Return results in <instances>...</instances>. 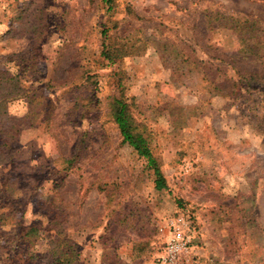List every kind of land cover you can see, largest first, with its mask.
Here are the masks:
<instances>
[{
    "label": "rangeland",
    "instance_id": "rangeland-1",
    "mask_svg": "<svg viewBox=\"0 0 264 264\" xmlns=\"http://www.w3.org/2000/svg\"><path fill=\"white\" fill-rule=\"evenodd\" d=\"M105 29L126 52L111 64ZM0 77L27 96L10 117L34 118L0 147V264H48L27 253L52 240L73 264H159L179 215L184 264H264V0H0ZM120 96L166 190L122 143Z\"/></svg>",
    "mask_w": 264,
    "mask_h": 264
},
{
    "label": "trees",
    "instance_id": "trees-1",
    "mask_svg": "<svg viewBox=\"0 0 264 264\" xmlns=\"http://www.w3.org/2000/svg\"><path fill=\"white\" fill-rule=\"evenodd\" d=\"M107 10L111 11L114 0H101ZM238 27V26H237ZM102 35V51L101 56L109 64L114 63L115 60L126 56L123 46L115 47L108 41V30H103ZM255 49L246 47L245 52L254 55ZM87 77H92L87 75ZM26 98L24 90L18 86L17 80H8L0 77V135L3 138V144L0 147L6 146L10 140H13L15 133L24 127V122L27 120L33 124L34 118L31 117L33 112H27L23 118L10 117L7 111V103L11 100ZM131 105L127 103L123 96L114 97L110 102V114L118 129L122 143L128 145L136 155L143 160L145 168L151 173L153 177L154 188L157 191L167 189L166 179L160 169L157 158L151 148V138L147 134L145 126L137 123L131 111ZM73 160L67 161L72 164ZM5 214H0V220L5 218ZM4 224V223H3ZM16 226H22L21 223L16 222ZM36 230V229H34ZM33 228H25L21 232V238L24 242H29L32 238ZM67 241L52 240L50 241L51 248L47 250L46 254L36 255L27 253L28 259L32 262L39 260L41 257L48 261V264H73L77 253L72 246L67 245ZM68 246V248H67Z\"/></svg>",
    "mask_w": 264,
    "mask_h": 264
},
{
    "label": "built area",
    "instance_id": "built-area-1",
    "mask_svg": "<svg viewBox=\"0 0 264 264\" xmlns=\"http://www.w3.org/2000/svg\"><path fill=\"white\" fill-rule=\"evenodd\" d=\"M197 232L187 215H179L167 223V238L158 256L159 264H184L193 262L191 253L195 248ZM199 264V263H195Z\"/></svg>",
    "mask_w": 264,
    "mask_h": 264
}]
</instances>
